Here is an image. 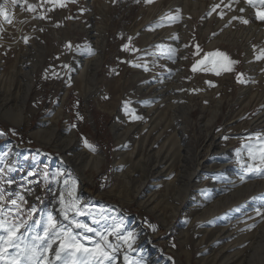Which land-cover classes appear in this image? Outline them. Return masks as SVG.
<instances>
[{"label":"rangeland","instance_id":"374dc122","mask_svg":"<svg viewBox=\"0 0 264 264\" xmlns=\"http://www.w3.org/2000/svg\"><path fill=\"white\" fill-rule=\"evenodd\" d=\"M61 2L0 0L12 20L0 18V167L14 169L4 173L13 181L5 193L24 195V208L38 209L34 220L42 210L63 221L58 198L68 179L82 203L136 233L118 264L125 254L140 264H264V175L240 179L249 147L257 163L264 148V126L254 124L264 118V59H256L264 36L251 27L264 32V21L248 17L264 11L261 0ZM251 29L249 58L231 34ZM216 51L238 62L232 71L213 74L212 58L192 71ZM20 111L22 126L10 119ZM51 129L47 144L40 134ZM143 136L147 151L131 156Z\"/></svg>","mask_w":264,"mask_h":264},{"label":"snow or ice","instance_id":"6c2138e0","mask_svg":"<svg viewBox=\"0 0 264 264\" xmlns=\"http://www.w3.org/2000/svg\"><path fill=\"white\" fill-rule=\"evenodd\" d=\"M17 2L18 0H11L13 5ZM51 2L61 7L64 6L61 0H51ZM139 2L140 0H137V3ZM145 2L148 3L151 0H145ZM248 2L251 3L252 0ZM261 3L264 4V0H261ZM28 10L34 11L35 9L29 4ZM0 18L9 24L12 23L4 4H0ZM178 18V14L172 17L173 20ZM239 19L243 24L249 23L243 17ZM256 19L264 21V11L258 10ZM27 39L25 38V42ZM67 46L71 47V42ZM128 48V44L122 46V50ZM175 51L174 48H168L171 54ZM209 58H212L209 71L217 76L222 72L232 71V66L238 63L231 60L225 53L216 51L208 53L203 60L197 61L192 66V71L195 72L201 65H205V61ZM256 59H264V50H261ZM144 70H148L146 66ZM242 75L238 74L237 81L243 84L245 81L241 78ZM208 83L211 84V81ZM132 116L133 119H142L135 114ZM13 134H15L14 130ZM0 135L3 133L0 132ZM227 138L224 137V139ZM85 143L87 145L86 141ZM87 146L95 150L93 146ZM258 155L257 163V152L249 147L248 160L252 162L241 164L244 173L240 176L241 181L249 173L264 175V148L258 150ZM6 170L12 172L14 169L8 165L0 167V264H118L121 251L133 249L137 239L136 233L127 229L123 220L118 221L115 217L108 216L106 208L100 207L97 210L92 205L82 203L78 197L74 196L73 191L68 190V179L63 181L65 190L60 192L58 198L63 221L58 220L52 212L45 213L42 210L39 211L41 218L34 220L33 216L38 213V209L33 206L26 210L24 195L19 192L14 196L5 193L3 185L13 183L10 178L5 177ZM29 175H34V173L30 172ZM48 175L47 172L44 173L45 179H48ZM59 175L63 173L53 174L52 179L55 180ZM72 184L74 186L75 181H72ZM257 213L259 214V210ZM25 214L27 219L24 218ZM84 216L91 217V222L86 223L80 219ZM29 220H32V223H29ZM54 245L56 247L53 251ZM123 260L125 264H140L139 260H130L127 254L123 256Z\"/></svg>","mask_w":264,"mask_h":264},{"label":"bare ground","instance_id":"6f19581e","mask_svg":"<svg viewBox=\"0 0 264 264\" xmlns=\"http://www.w3.org/2000/svg\"><path fill=\"white\" fill-rule=\"evenodd\" d=\"M251 12V11H250ZM249 12V13H250ZM252 15V16H251ZM248 17H251V18H254V19H256V16L254 15V13H250L249 15H248ZM252 27V29H254V28H256V29H258V31L257 32H260L263 36H264V32L262 31V29L260 28V27H253V26H251ZM5 29V28H4ZM252 29H251V34H248V33H245V34H231L232 36H235V37H237V38H232L236 43H240V45L244 48V49H246V51H247V53H248V56H249V58L252 56V52H251V50H250V48H249V44H250V40H252V34H253V31H252ZM254 31H255V29H254ZM23 36V35H22ZM19 37V36H18ZM17 41H18V39H17ZM16 41V42H17ZM14 45V44H13ZM94 61H98V59L97 60H94ZM90 64H91V62H89V61H85L84 63H83V69H82V71L80 72V76H79V78L80 79H82V81H81V84L82 83H84V78H85V75H86V73H87V71L89 70V68H90ZM14 74V73H13ZM16 76H17V74H15ZM14 76V75H13ZM13 76L11 75V78H13ZM1 80V79H0ZM94 81H95V79H94ZM148 88L149 87H146L145 88V90H148ZM250 90V87L249 88H247V90L245 91V94L248 92ZM157 93L158 92H154V94H155V96L157 95ZM162 94V93H161ZM244 95V93L242 92V96ZM157 96H159V95H157ZM165 95H163L162 97H164ZM255 98V100L257 99V97L258 96H254ZM159 98V97H158ZM163 99V98H162ZM167 98H164V101L166 100ZM158 100V99H157ZM160 100V99H159ZM168 101H169V104H172V107L174 106L173 105V103H174V100L172 99V95L171 96H169L168 97ZM166 102V101H165ZM168 104V103H167ZM63 108L61 107L60 108V110H59V116L60 117H62L63 115H64V113H63ZM220 111L221 110H219L218 109V111H217V113H216V115H215V117H214V119H216L217 117H218V114L220 113ZM5 114H7L8 116L10 115L9 114V112H6ZM11 117H14V118H10V119H12L14 122H16V124L18 125V126H22L23 124H25V117H24V115H23V112L22 111H20L19 112V114L18 115H16V116H13V115H10ZM153 116V115H152ZM256 126H264V118H263V116H259L258 118H257V120H256V122L254 123ZM129 132H127V133H125V134H127V135H129V133H130V129L128 130ZM54 133H55V129H51L50 131H49V133L48 134H46V133H41L40 134V137H41V139H43L44 141H46L47 142V144H49V143H51L52 142V140H53V138H54ZM207 134H209V132H207ZM150 136V135H149ZM149 136L148 137H142V140H141V142H142V145L141 146H139L138 147V144H137V142H136V146H137V149H136V151H137V153L136 152H132L130 155L131 156H139V155H141V156H143V153H144V151H147L146 149H145V145L149 142L148 141V139H149ZM210 136H211V138H210ZM72 137H74V135H72ZM208 138H210V140H212V143L210 144L209 143V145H208V147H207V149H208V151H211L214 147H215V137L213 136V135H211V134H209V137ZM210 140H209V142H210ZM135 150V149H134ZM150 152V151H149ZM140 159H141V161H142V158L140 157ZM100 161H101V159H99ZM204 161V159H202V162L200 161V163H199V167H202L203 166V162ZM197 162H198V156H197ZM102 163H103V161L99 164V165H97L96 167H95V169H99L100 168V166L102 165ZM141 165L143 166V167H146V165L144 164V162H141ZM99 171V170H98ZM129 200V202H133L134 201V198H132V199H128ZM225 230V229H224ZM223 230V231H224ZM187 232V231H186ZM186 232H184V233H182V234H184L183 235V238H184V243L185 244H187V238H188V232L186 233Z\"/></svg>","mask_w":264,"mask_h":264},{"label":"water","instance_id":"95a60500","mask_svg":"<svg viewBox=\"0 0 264 264\" xmlns=\"http://www.w3.org/2000/svg\"><path fill=\"white\" fill-rule=\"evenodd\" d=\"M114 206H116V205H114Z\"/></svg>","mask_w":264,"mask_h":264}]
</instances>
